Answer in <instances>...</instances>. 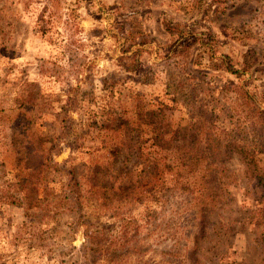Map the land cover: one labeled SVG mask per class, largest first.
<instances>
[{
  "label": "rangeland",
  "instance_id": "obj_1",
  "mask_svg": "<svg viewBox=\"0 0 264 264\" xmlns=\"http://www.w3.org/2000/svg\"><path fill=\"white\" fill-rule=\"evenodd\" d=\"M0 264H264V0H0Z\"/></svg>",
  "mask_w": 264,
  "mask_h": 264
},
{
  "label": "trees",
  "instance_id": "obj_2",
  "mask_svg": "<svg viewBox=\"0 0 264 264\" xmlns=\"http://www.w3.org/2000/svg\"><path fill=\"white\" fill-rule=\"evenodd\" d=\"M174 47V46H173ZM32 197V196H31ZM31 201H33V199H27V203L25 201V205H27V207H25L27 210H30L31 208H33L34 205H31Z\"/></svg>",
  "mask_w": 264,
  "mask_h": 264
}]
</instances>
